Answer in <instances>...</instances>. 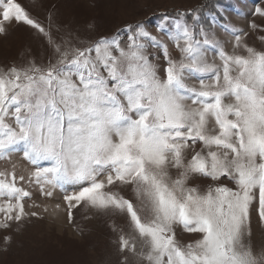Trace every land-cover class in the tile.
I'll return each instance as SVG.
<instances>
[{
  "label": "snow or ice",
  "instance_id": "6c2138e0",
  "mask_svg": "<svg viewBox=\"0 0 264 264\" xmlns=\"http://www.w3.org/2000/svg\"><path fill=\"white\" fill-rule=\"evenodd\" d=\"M254 15L264 18V10ZM12 21L54 44L16 0H0V35ZM166 35L179 59L137 24L124 44L119 36L85 47L54 44V62L0 69V160L21 152L32 167L28 182L46 196L49 187L73 185L64 196L69 223L81 205L122 216L126 227L112 225L119 264L130 257L135 264H264V249L246 240L257 198L264 222V50L240 33L228 53L214 35L198 39L180 22ZM149 46L163 51V75ZM193 176L235 187L201 191L188 186ZM25 179L15 164L0 171V229L38 215L25 211L31 194L18 184ZM177 225L199 238L182 244Z\"/></svg>",
  "mask_w": 264,
  "mask_h": 264
},
{
  "label": "rangeland",
  "instance_id": "374dc122",
  "mask_svg": "<svg viewBox=\"0 0 264 264\" xmlns=\"http://www.w3.org/2000/svg\"><path fill=\"white\" fill-rule=\"evenodd\" d=\"M29 17L37 21L50 34L54 44L62 47H85L102 38L119 36L126 43L129 26L143 24L147 31L168 47L169 55L179 59V52L166 33H174L177 22L187 24L202 39L201 33L214 35L224 50L233 52L235 35L243 33L242 40L249 46L264 50V18L254 15L257 7L264 10V0H16ZM255 23L260 28L253 29ZM162 27L163 31H158ZM6 32L0 35V69L12 65L18 67L35 61L46 65L55 61L54 44L48 35L24 23L12 21L5 24ZM215 49H210L211 61ZM239 51V50H237ZM149 59L163 75L167 67L163 51L148 47ZM216 63L220 64L218 58ZM198 87L193 78L189 81ZM199 150V147H197ZM15 164L17 176H25L18 184L30 192L24 201L27 215L19 225L0 229V264H119L122 255L113 232L115 223L126 227L122 216L91 209L84 205L73 209V221L69 223L65 211V194L74 190L73 185L48 188L51 196H46L40 186L29 183L32 167L24 160L21 152L12 154L9 160H0V171H11ZM173 178L178 174L171 170ZM226 183L235 187L226 178L213 182L201 176H193L189 187L206 191L210 185ZM128 196L130 193H123ZM59 204L60 208L55 206ZM48 211H45V209ZM250 236L247 242L255 251L264 249V222L258 216V198L253 200L249 210ZM178 240L182 244L195 242L197 233H188L181 226L175 227ZM11 239L7 244L3 238ZM130 264L135 259L130 257Z\"/></svg>",
  "mask_w": 264,
  "mask_h": 264
}]
</instances>
